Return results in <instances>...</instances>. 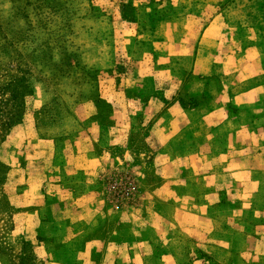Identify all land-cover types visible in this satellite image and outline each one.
I'll use <instances>...</instances> for the list:
<instances>
[{"label":"rangeland","instance_id":"374dc122","mask_svg":"<svg viewBox=\"0 0 264 264\" xmlns=\"http://www.w3.org/2000/svg\"><path fill=\"white\" fill-rule=\"evenodd\" d=\"M208 1L0 0V112L12 111L4 86L19 69L32 90L19 122L0 127V264H49L47 253L75 231L45 226L74 216L66 192L74 199L94 190L106 212L96 233H105L107 220L114 231L137 215L156 150L148 128L171 103L168 73L190 66L156 59L153 23L191 14L202 27L212 8H227L233 32L245 37L239 29L252 25L264 39V0ZM152 98L156 106L145 109ZM78 156L96 160L93 175L76 171ZM128 179L129 196L112 187ZM73 253L56 258L75 264Z\"/></svg>","mask_w":264,"mask_h":264},{"label":"crops","instance_id":"0c3cea01","mask_svg":"<svg viewBox=\"0 0 264 264\" xmlns=\"http://www.w3.org/2000/svg\"><path fill=\"white\" fill-rule=\"evenodd\" d=\"M212 9L202 27L191 14L152 25L156 59L190 66L168 73L171 103L148 128L156 150L142 208L117 230L107 220L105 233H96L106 212L94 190L74 199L66 192L74 216L45 226L75 231L47 253L49 264H62L56 256L71 250L75 264H264V39L252 25L237 35L227 8ZM76 161V171L94 174L93 157Z\"/></svg>","mask_w":264,"mask_h":264},{"label":"trees","instance_id":"16d2710c","mask_svg":"<svg viewBox=\"0 0 264 264\" xmlns=\"http://www.w3.org/2000/svg\"><path fill=\"white\" fill-rule=\"evenodd\" d=\"M19 73V76L12 78L11 82H8L4 86V89L9 90L11 93V99L14 106L12 111L0 112V127L2 129L5 126L11 127L14 123L19 122L20 117L22 116V104L24 103L26 97L32 95V90L29 86L28 80L24 76V71L19 69Z\"/></svg>","mask_w":264,"mask_h":264},{"label":"built area","instance_id":"2783aa9c","mask_svg":"<svg viewBox=\"0 0 264 264\" xmlns=\"http://www.w3.org/2000/svg\"><path fill=\"white\" fill-rule=\"evenodd\" d=\"M113 186V188L115 189V190H120V188L119 187H124V188H126V195L127 196H129V191L132 189V186H133V184L130 182V180L128 179V181H120V183H117V182H113V184H112Z\"/></svg>","mask_w":264,"mask_h":264}]
</instances>
